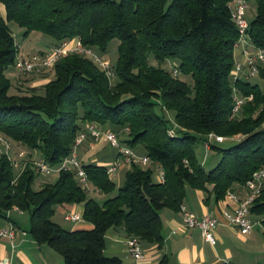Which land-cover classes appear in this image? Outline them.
<instances>
[{"label":"trees","instance_id":"16d2710c","mask_svg":"<svg viewBox=\"0 0 264 264\" xmlns=\"http://www.w3.org/2000/svg\"><path fill=\"white\" fill-rule=\"evenodd\" d=\"M231 1L0 0V135L27 148V157L37 153L57 167L88 125L109 127L124 132L120 142L142 147L151 161L145 167L131 164L119 185L106 166L84 164V185L73 170H59L46 180L34 170L32 159L16 169L3 149L0 220L8 219L11 210L27 213V232L37 244L56 251L63 264H122L118 256L104 252L108 230L135 237L141 246L161 248L160 211L178 212L186 186L218 201L264 166V73L252 78L262 85L251 79L232 82L239 33ZM245 1L255 5L248 37L264 49V0ZM9 22L25 35L37 31L52 37L53 46L78 37L100 56L117 40L113 76L108 78L92 58L68 53L58 58L53 77L39 91L11 94L13 82L5 71L15 64L18 48ZM167 62L176 63L177 74L165 68ZM233 88L252 98L231 118ZM208 133L226 137L227 143H210L220 158L209 170L196 156L197 143L203 144ZM157 164L164 171L162 183L153 176ZM90 188L108 196L96 200ZM71 203L83 205L82 219L92 228L68 230L54 222L56 207ZM249 211L264 238V182ZM156 264H167L166 256Z\"/></svg>","mask_w":264,"mask_h":264},{"label":"crops","instance_id":"0c3cea01","mask_svg":"<svg viewBox=\"0 0 264 264\" xmlns=\"http://www.w3.org/2000/svg\"><path fill=\"white\" fill-rule=\"evenodd\" d=\"M50 48L52 47L49 46L43 51L47 52ZM34 54L36 53H32V55ZM234 56L235 60L240 58L237 50L234 51ZM104 144L107 143L97 142L94 144L93 139L87 136L83 143L77 147L79 149H76V157L79 158L80 164L84 165L90 162L106 167L112 165L118 158L117 149L107 152ZM87 149L88 151L85 152ZM131 149L135 154L141 157L145 156L142 147L137 146ZM85 161L89 162L86 163ZM126 169L122 168L118 171L116 185L121 183L120 174ZM185 191L182 205L193 212L197 218L209 215L218 220L214 229L216 239L214 245L204 240L198 228L182 227L179 211L175 212L169 208H163L160 211L163 223V246L161 248L155 244H142L144 257L135 261L126 250L124 233L110 229L105 236V254L118 256L122 264H156L163 255L167 258V264H222L224 261H228L230 264H264V238L261 224L260 227L256 226L257 228L254 230V222L250 233L242 235L236 227L224 223L223 213L233 211L238 202L246 197L247 190L245 188L235 184L218 201L199 189L186 186ZM230 194L234 197H229ZM107 196L101 195L99 200L101 201ZM82 213V204H62L56 207L52 219L60 214L63 220L69 223L64 227L68 230L92 228L90 223L81 218ZM23 214L24 212L12 211L8 219L0 220V226L13 225L16 229L13 247L8 238H0V258L9 257L14 264H63L61 256L51 247L45 244L39 245L34 241L27 232L29 220L25 224ZM68 214H76L79 220H66L65 215Z\"/></svg>","mask_w":264,"mask_h":264},{"label":"built area","instance_id":"2783aa9c","mask_svg":"<svg viewBox=\"0 0 264 264\" xmlns=\"http://www.w3.org/2000/svg\"><path fill=\"white\" fill-rule=\"evenodd\" d=\"M248 7V3L245 0H232L229 3L231 18L238 30L239 37L234 43V51H238L239 59L234 60L233 69L231 70L232 82H236L239 79L249 80L254 77H258L261 72L264 73V49L256 47L248 37L249 22L245 18V11ZM68 53H82L83 55H89L98 66L104 70L108 78L113 76V70L111 63L105 61L102 56L93 52L90 48L83 46L80 38L74 37L71 40H63L57 45H54L43 55L34 54L30 57L18 56L14 67L22 74L39 73L43 69L52 68L59 57ZM172 73L177 74V69L174 68ZM234 99L231 106L230 117H234L240 110L245 101L252 98V95L246 97L240 96L237 93V89L233 88ZM168 134L173 137L175 135L174 129H170ZM90 136L94 142H105L111 147L117 149L118 158L110 166L107 167V174L110 178L112 175L117 174L122 168H129L131 164H137L145 167L151 162L147 156H139L127 145L120 142L118 133L112 130H105L97 128L93 125H88L86 129L80 132L75 139V147L73 148L71 155L64 158L59 166L53 167L49 165L44 159L38 158L32 160L34 170L42 176L51 175L59 170H73L79 181L86 185V175L82 168V165L76 157V147L81 142ZM239 135L234 136L233 139H237ZM226 137L215 135L214 133H208L204 145L209 147L211 142L223 143ZM0 145L4 148L8 158L12 161L14 166H17V162L10 157L11 145L7 142L2 135H0ZM23 163L21 169L24 167ZM113 179V178H112ZM157 181H164V171L157 164ZM264 182V166L255 170L250 178L241 187L247 190L245 198L240 200L237 206L231 212L225 211L223 213L224 223L228 226L236 227L238 232L242 235L250 233L254 226V221L250 216V207L263 187ZM229 197H234L229 195ZM179 213L182 218V227L184 228H198L201 232L204 240L214 245L216 242L214 236V229L218 224V220L209 215H205L201 218H197L193 212L188 210L184 205H180ZM66 220L78 221L79 217L76 214L65 215ZM175 232V231H173ZM16 229L13 225L0 226V238H8L11 241L13 247V241L15 239ZM126 250L128 254L135 260L139 261L144 257V252L140 241L135 237L126 239ZM0 264H14L9 257L0 258ZM222 264H229L228 261L222 262Z\"/></svg>","mask_w":264,"mask_h":264},{"label":"rangeland","instance_id":"374dc122","mask_svg":"<svg viewBox=\"0 0 264 264\" xmlns=\"http://www.w3.org/2000/svg\"><path fill=\"white\" fill-rule=\"evenodd\" d=\"M0 9H1V13H3V6L0 5ZM255 15V5L253 2H248V7L245 11V18L248 22H250L253 17ZM8 26L10 28V30L13 33L14 39H15V44L18 48V56L22 57H30L32 55V53H36L39 55H43L45 52L43 51L44 49H46L47 47L51 46L53 47V43H54V39L48 35L42 34L41 32H37V31H32L29 34L25 35L24 34V29L19 27L15 22H9ZM117 45H118V41L117 40H112L109 42L108 46H107V53L102 56L103 59H105V61L115 64L116 60H117ZM39 50V51H38ZM82 54V53H80ZM83 55V54H82ZM64 56V55H63ZM89 58H91L89 55H86ZM151 63H155L152 59H150ZM166 67L167 69L173 70L175 68V62H167L166 63ZM47 69V75L44 77L43 75H45L46 72H39V73H35L33 74L31 77L28 75H24L22 73H19L14 65H10L5 73L7 75V77L12 80L13 82V86L10 89V93L11 94H29L31 93V90H35V91H39L41 86L43 84H45L49 79H51L53 77V71H51V67L50 68H46ZM45 70V69H44ZM187 82L191 83L189 77H185L184 78ZM252 82H260L258 79H251ZM37 82V83H36ZM260 84L262 85V83L260 82ZM172 113L169 114V117L171 118ZM105 130H110L109 127H105L102 128ZM117 133V132H115ZM120 140L124 139L125 134L124 132H119L118 133ZM84 141V140H83ZM83 141L81 143H83ZM93 143L95 144L96 142L93 141ZM124 144V143H123ZM227 143H223L222 145H226ZM11 145V149H10V157L13 158L16 162H17V168H19V165H21V163H25L26 161L29 160H33V159H38L39 156L37 153H32V155H29L27 157V154L29 152V150L27 148H25L24 146H22L21 144H13L10 143ZM104 146H106V151L107 152H112L115 148H111L109 146V144H104ZM4 148L0 145V152L3 150ZM79 149V148H77ZM88 149L85 151L87 152ZM196 156L198 158V161L207 169H211L213 166H215V164L218 162L220 155L219 153L214 150L211 149L209 147H206L204 144H202L201 142H198L196 145ZM77 159L79 160V158L77 157ZM23 161V162H22ZM80 162V161H79ZM86 163H88L89 161H85ZM90 163V162H89ZM153 176L156 178L157 177V165L154 167L153 169ZM126 170H123L120 174V182H122L124 174H125ZM56 174V173H55ZM55 174L53 173L52 175H48L46 177H44V179L46 180H51L55 177ZM117 174H113L112 178L116 183L117 180ZM42 179V180H44ZM38 180V179H37ZM36 180L35 182V188L38 187L37 183L38 181ZM40 180V179H39ZM117 184V183H116ZM89 195L93 196L96 200H99V197L102 195L101 193H99L98 191H96L93 188L89 189ZM15 211L18 213H22L21 211L18 210H11L10 212ZM9 212V214H10ZM8 214V215H9ZM57 215V214H56ZM24 220H25V224H27L28 220H29V216L27 213L24 212L23 214ZM82 218V216H81ZM54 222H56L57 224L59 223V225L64 228L65 225H67L68 222L64 221L62 216L60 214H58L57 216H55L53 218ZM253 221L255 222V228L254 230L257 228L256 226H259L260 223L259 221H257L256 219H253ZM63 225H61V224ZM69 224V223H68ZM67 227V226H66ZM260 227V226H259ZM261 264V263H260Z\"/></svg>","mask_w":264,"mask_h":264}]
</instances>
